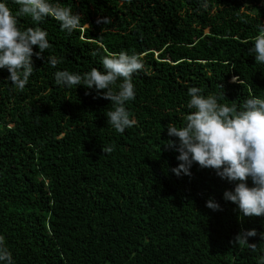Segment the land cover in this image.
Returning <instances> with one entry per match:
<instances>
[{
    "label": "trees",
    "instance_id": "obj_1",
    "mask_svg": "<svg viewBox=\"0 0 264 264\" xmlns=\"http://www.w3.org/2000/svg\"><path fill=\"white\" fill-rule=\"evenodd\" d=\"M59 2L80 13L81 29L40 22L51 48L33 56L23 90L0 69V236L14 264H258L264 216H242L223 198L234 183L211 168L194 163L191 175H175L178 153L164 144L177 139L167 125L181 126L191 111V86L237 106L249 94L264 97V65L248 53L264 0H209L206 10L199 0ZM105 16L110 23H97ZM121 50L141 55L145 67L126 104L137 123L118 133L107 124L110 99L57 85L53 73L83 74ZM49 54L63 58L56 68ZM252 228L256 250L236 246L235 236Z\"/></svg>",
    "mask_w": 264,
    "mask_h": 264
},
{
    "label": "clouds",
    "instance_id": "obj_2",
    "mask_svg": "<svg viewBox=\"0 0 264 264\" xmlns=\"http://www.w3.org/2000/svg\"><path fill=\"white\" fill-rule=\"evenodd\" d=\"M9 3L18 7L13 10ZM199 7L206 10L209 0H199ZM21 17H30L36 26L24 28ZM48 17L58 21L60 30L68 34L82 27L80 13L62 6L59 0H0V69L8 70L7 80L15 89L23 90L33 74V56L41 58L51 48L47 31L39 26ZM101 22L108 24L111 20L105 16L97 20ZM252 40L248 53L255 56L256 64L264 65V22L257 25ZM33 46L39 50L34 52ZM62 60L51 54L45 58L52 68ZM100 63V68L92 67L83 74L56 70L54 81L69 88L83 85L94 89L97 96L110 99L112 107L105 111L107 124L123 133L137 123L130 117L126 104L135 99L133 76L144 70V61L135 52L121 50L118 54L101 56ZM233 80L237 78L234 76ZM187 96L186 107L191 111L183 116L182 125H167L168 136L177 139H168L164 146L177 152L176 159L180 162L171 171L177 176L191 175L194 163L211 168L221 179L234 183L232 189L224 191L223 198L235 203L242 216H264V97L249 94L237 106L221 103V94L205 95L197 86L189 87ZM112 150V145H102L105 154ZM206 206L213 211L221 208L214 199L207 200ZM256 235L255 228L241 230L234 244L255 251L257 244L250 243L249 237ZM259 235L264 241V232ZM0 264H14L3 236H0ZM258 264H264V257Z\"/></svg>",
    "mask_w": 264,
    "mask_h": 264
}]
</instances>
